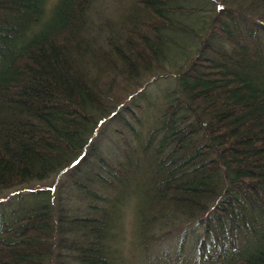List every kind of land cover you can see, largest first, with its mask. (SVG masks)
Masks as SVG:
<instances>
[{
    "label": "trees",
    "instance_id": "16d2710c",
    "mask_svg": "<svg viewBox=\"0 0 264 264\" xmlns=\"http://www.w3.org/2000/svg\"><path fill=\"white\" fill-rule=\"evenodd\" d=\"M95 1L0 0V190L66 171L94 212L72 214L51 192L2 212L0 264H115L118 198L145 169L148 210L198 226L195 264H264V0H135L106 47L90 33ZM183 36L194 43L141 140L145 165L103 156L97 129L121 122L136 136L143 112L114 110L103 77L140 78Z\"/></svg>",
    "mask_w": 264,
    "mask_h": 264
},
{
    "label": "rangeland",
    "instance_id": "374dc122",
    "mask_svg": "<svg viewBox=\"0 0 264 264\" xmlns=\"http://www.w3.org/2000/svg\"><path fill=\"white\" fill-rule=\"evenodd\" d=\"M55 1L48 0L49 9ZM134 1H95L89 12L90 27L92 26V32L90 33L95 45L106 47L110 42L113 43L112 40L118 36L121 28L123 15L128 13ZM219 2L223 1L220 0ZM248 2L251 1L249 0ZM230 5L233 7L240 6L238 1ZM184 6L190 7L191 5L189 2L184 1ZM181 43L182 46L180 48H177L174 44V47L168 49V53L171 56L169 62L153 65V67L142 73L138 79L137 77H131V73L128 71L124 72L119 69H110L103 77V86H106L105 88L109 91L108 95H110L107 97V100L109 105L113 106L114 110H120L124 106L136 109V105H141L143 109V112L140 113L141 125L136 126V123L133 122L137 127L136 136L132 135L121 122L112 124L109 130L106 127L108 125L107 123H103L104 126L101 125L97 129V131L103 133L104 128H107V133L105 132L107 136L102 135V137L96 139V141H99L97 143L102 149L101 154L103 156L114 159L115 161H126L124 154L128 153L130 155L131 153L133 162H138L140 167L145 165L144 158L146 156L142 152L141 140H146L151 129H153L152 127L154 126L156 128L158 126L156 119L162 114L166 102L163 95L165 93L168 95L173 93L171 89H173L176 83L175 71L178 68L176 64L180 63L189 54L188 47L191 43H194V39L183 36L181 37ZM216 43L224 50L223 42L217 41ZM226 46L230 48L229 45L226 44ZM170 97L168 96L167 100ZM128 122L132 123V120ZM119 132H123L126 135L125 137L128 138L131 147L126 145V141L119 136ZM159 142L160 140L156 142L154 150ZM133 148L136 149V152H132ZM82 157H78V160L74 164L80 161ZM65 172L54 173L45 181L33 182L20 188L0 190V214L2 212H8L9 210H16L17 208L15 206L17 204L33 203V198L40 197L42 194L48 196L51 192L54 198L58 199V201H55L56 203L60 201L63 205L68 203L66 208L73 210L71 211L72 214L75 213L79 216L93 215V210H90L87 206L90 202L87 203L83 200L85 195L83 194V197H79V193L76 190L77 187L66 182L67 174ZM84 179L89 183V178L86 179L84 177ZM148 181L150 179L145 169L132 182V186H129L123 191L118 198V208L112 223L113 230L107 246L114 254V263L193 264L197 254L193 249V242L197 235L194 229L198 226L195 223L193 224L185 220V217L182 215L178 220L172 219L171 210L169 211L170 215L161 213L163 217L158 212L148 210L147 207L150 203V198L148 199L147 194L145 195L148 191ZM82 182L87 183L85 181ZM91 187L99 190L95 187V183ZM38 191L41 193L40 195H37ZM151 191L150 185L149 192ZM110 193L104 194L110 196ZM8 196L12 198L9 200ZM17 210L14 212H18ZM176 211V209L173 210V212ZM8 215L12 216V214ZM241 242L243 244L242 240ZM250 245L252 247L253 245L256 246V241ZM229 258L230 254L226 260L232 263V259ZM213 261L215 264L217 263L215 258Z\"/></svg>",
    "mask_w": 264,
    "mask_h": 264
}]
</instances>
